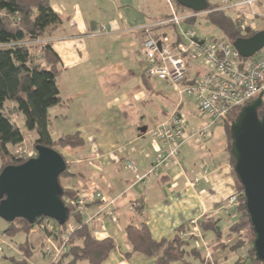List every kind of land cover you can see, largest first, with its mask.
Masks as SVG:
<instances>
[{"label": "crops", "instance_id": "1", "mask_svg": "<svg viewBox=\"0 0 264 264\" xmlns=\"http://www.w3.org/2000/svg\"><path fill=\"white\" fill-rule=\"evenodd\" d=\"M50 1L61 23L50 27L51 35L42 41L49 42L62 69L57 79L61 103L48 111L50 133L53 139L73 133L83 139L77 148H55L68 165L60 185L73 191L76 198L99 192L105 199L114 200L113 206L105 207L102 199H96L82 213L97 241L111 239L115 245L102 264H154L153 259L141 254L126 258L130 247L124 229L129 223H144L152 238L159 241L171 239L180 227L192 229L203 221L215 223V232L206 230L204 237L193 238L189 246L203 254L201 264H226L230 256L235 257V264L242 252L234 253L230 250L233 246L228 248L223 242L237 216L223 212L221 207L239 188L221 128L213 126L205 141L187 139L177 163L159 168L141 182L134 181L135 174L146 175L154 158L167 151V146L151 135L155 127L174 113L183 115L188 131L200 129L209 121L192 97L179 96L166 83L145 76L146 62L140 51L144 29L158 27L151 28L150 34H164L174 43L178 42V31L191 29L202 40L204 33L194 28L210 27L200 17L202 13L181 11L172 2L173 10L182 18L175 25L163 24L171 17L166 0ZM238 2L228 0L227 5ZM227 11L235 17L239 9ZM252 11L256 15L248 16L246 26L264 30V1L255 4ZM100 25L109 30L100 32ZM203 71L199 65H191L189 82ZM56 126L62 128L60 134L54 130ZM127 163L133 165L135 173L126 168ZM195 178L197 182H193ZM136 203L141 213L133 207ZM216 234L223 237L220 243ZM203 245L211 260L206 259Z\"/></svg>", "mask_w": 264, "mask_h": 264}, {"label": "trees", "instance_id": "2", "mask_svg": "<svg viewBox=\"0 0 264 264\" xmlns=\"http://www.w3.org/2000/svg\"><path fill=\"white\" fill-rule=\"evenodd\" d=\"M171 1L177 8L191 12L180 7L173 0ZM202 14H204V21L210 27L218 30L222 35V41L229 45L239 38H250L260 31L247 26L242 28L241 22L231 16L227 10L222 9L219 3L208 1V7ZM191 19L192 17L186 21ZM60 23L59 15L52 8L50 0H0V172L7 166L19 165L29 159L17 156L16 151L22 147L24 137L21 129L12 120L10 114L13 111L22 116L24 129L35 135L34 149L36 145L52 149L77 148L83 145V139L78 133L61 135L56 139H53L50 133L48 111L61 103L57 79L62 69L56 52L49 42L42 40L51 35L50 27L58 26ZM249 59L240 56L238 58L241 62ZM7 104L11 106H7ZM225 123L223 122L224 132L226 131L229 136V128ZM226 151L232 175L238 184V193H242L241 186L233 172L234 159L230 154L229 137L226 141ZM67 174L68 165L66 171L59 176V183L60 179ZM62 199L69 209L67 222H72L75 228L68 234L67 251L61 253L54 264H102L115 250L113 241L111 239L103 241L95 239L89 225L84 222L82 214L76 211L71 203L77 199L73 191L62 188ZM137 213H141V208L137 209ZM236 216L237 219L229 227L226 238L233 237L247 228L246 233L250 236L252 245L253 233L245 214L242 194L239 196ZM44 221L51 220L41 218L36 223ZM67 222L63 226H59L55 222L61 229L60 236L65 233ZM32 226L25 220L17 219L9 223L8 228L3 232V235L8 237H13L16 234H25L26 237L23 243L16 245L18 258L10 259L13 264H28V258H31L33 251L27 243V231ZM198 228L201 236L204 237L203 232L206 230L215 232V223L203 221L199 223ZM187 230L185 227H180L171 239L156 241L144 223H140L138 226L129 223L126 225L124 233L130 252L125 256L130 259L135 254H141L153 259L154 264H187L188 258L204 262L200 250L197 248L188 249L190 241L183 238V234ZM43 232L48 234L46 230ZM215 238L216 241L221 239L219 234H216ZM54 239L61 240L60 237ZM241 245V242L232 244L233 247L230 250L239 251ZM19 254H21L20 257ZM245 256V264H261L255 259L251 249ZM235 264H240V258Z\"/></svg>", "mask_w": 264, "mask_h": 264}, {"label": "built area", "instance_id": "3", "mask_svg": "<svg viewBox=\"0 0 264 264\" xmlns=\"http://www.w3.org/2000/svg\"><path fill=\"white\" fill-rule=\"evenodd\" d=\"M171 9V17L164 23H173L179 25L182 18L173 10L171 0H166ZM264 0H239L238 3L228 6V0H220L219 5L224 10L239 9L235 19L239 20L242 28L246 27V20L250 15L252 18L256 15L252 7L258 2ZM245 8L251 9L249 13ZM195 15V14H194ZM198 15V14H197ZM158 27H146L144 30L145 38L141 46V54L146 62L145 76L154 78L157 81L169 85L179 96L192 97L198 110L209 118L208 123L197 130L188 131L187 123L183 115L174 113L170 118L155 127L151 135L162 141L167 146V151L157 155L146 175L139 176L135 174L134 181L141 182L150 174H156L161 167L170 166L178 162L181 156L182 144L190 138L205 141L210 137L211 128L218 123H231L238 111L247 103L256 99L262 94V109H264V47L249 60L239 61V55L233 49L232 45L224 43L216 37H204L202 40L195 35L191 29L178 33V42L174 43L166 36L154 37L150 33ZM109 27L100 25V32H107ZM203 42L200 44L199 42ZM160 46H157V43ZM191 65H199L203 68V73L193 81L188 80ZM35 155H30L29 158ZM126 168L135 173V168L131 163L126 164ZM202 174L206 170L202 167ZM195 178L193 182H197ZM190 184V183H189ZM242 193H232L229 195L221 209L223 212H230L236 215V209L239 206V196ZM96 199H102L105 207L113 206L114 200H107L99 192L94 193L91 197L85 196L77 198L72 205L76 211L84 213L88 203ZM105 207H102L101 211ZM134 208H139L140 204L136 203ZM111 221L114 216L108 213ZM40 231L46 230L51 238L60 237L59 245L54 240L48 238V247L44 249L43 254L53 256L51 264L57 260L61 253L67 251L68 235H62L60 227L54 221L38 222L32 226ZM66 227L70 232L73 231L70 222ZM196 232V233H195ZM243 230L239 232L241 235ZM3 234L0 233V240ZM197 227L192 231L189 230L183 234L186 241L193 238H200ZM231 240H226L224 244H230ZM207 260H211L205 245L202 246ZM244 256V255H243ZM240 257V264H245L246 256Z\"/></svg>", "mask_w": 264, "mask_h": 264}, {"label": "water", "instance_id": "4", "mask_svg": "<svg viewBox=\"0 0 264 264\" xmlns=\"http://www.w3.org/2000/svg\"><path fill=\"white\" fill-rule=\"evenodd\" d=\"M173 1L194 13H203L208 7L207 0ZM232 47L241 58L253 57L264 47V30L250 38L235 40ZM261 97L259 94L240 109L230 123L229 138L233 172L241 186L245 214L253 233L251 250L255 259L264 264V109ZM35 152L36 156L0 172V219L7 224L22 219L34 225L46 218L63 226L69 219V209L62 199L59 176L66 171L67 163L55 149L36 145Z\"/></svg>", "mask_w": 264, "mask_h": 264}, {"label": "rangeland", "instance_id": "5", "mask_svg": "<svg viewBox=\"0 0 264 264\" xmlns=\"http://www.w3.org/2000/svg\"><path fill=\"white\" fill-rule=\"evenodd\" d=\"M208 1L213 2L212 0H208ZM179 9L181 11H184L181 8H179ZM200 17L201 18L203 17L202 19H204V14H202ZM194 28L196 30H198L199 32L204 33L205 37H209V36L210 37H216V38H219L222 40V35L218 32V30H216L213 27H194ZM9 105L7 104V106H9ZM10 115L12 117V120L18 126V128L21 129V132L23 133V137H24L22 147L16 151L18 154L17 156L24 157V158H29L30 155L36 156V152H35V149L33 147V141L35 139V135L27 132L24 129L23 118L20 114H17L16 112L13 111ZM205 123H206V121H204L201 126H204ZM225 125L229 128L230 123L226 122ZM215 128H217V129L221 128V132H224V127H223L222 122L216 124ZM61 129H62L61 127H57V126H56V128H54V130H56L59 134L62 131ZM225 135H226V139H228L229 136H228V133L226 131H225ZM60 181H61V179H60ZM70 223H71L72 228L74 230L75 227H74L73 223L72 222H70ZM7 225L8 224H6L3 220L0 219V233L3 234V232L8 228ZM17 227H19V226H17ZM195 227H197L199 233H201L198 226H194L192 229H188L187 231H189V230L192 231ZM247 230L248 229L245 228V229H243V233L241 235L236 234L235 236L230 237L231 243L235 244L237 242H241L242 245L240 247V251L244 255L243 257H245V255H247V252L251 249L250 236L246 233ZM64 232L65 233H62L64 235H66V234L68 235L71 233L67 227L64 229ZM224 234H225V231L222 232V235H224ZM27 235H28L27 243L30 245L31 250L33 251L31 258H28V264H51V261H52V259H54V257L53 256H46L43 254L46 246L48 247V243H47L48 238H50L51 240H54V243L56 245H59V242H61V241H58V239H53L49 236V234H47L43 231H40V229H38V228H33V227L29 231H27ZM25 239H26L25 234H16L13 237H8V236L3 235L2 239L0 240V264H13L10 261V259L11 258H15V259L18 258V255H17L18 253L16 252L18 250H17L16 245L23 243L25 241ZM222 239H223V237H221V240ZM227 239L228 238H226V240ZM192 240H190V242ZM216 242H219V241H216ZM27 243H26V245H27ZM76 243H78V241H76ZM231 243L226 244L228 246V248L231 246ZM26 245H24V247H26ZM223 246H224V244H222V242H221L220 247L223 248ZM188 249H191V247ZM233 252L236 253V252H238V250L236 251V249H235ZM200 255H202L201 258L203 257L202 259H204V256L201 252H200ZM20 256H21V254H19V257ZM230 260L231 261H229L226 264H234L235 257L230 256ZM186 262H187V264H201V261L199 259L197 260V259H192V258H188L186 260ZM202 263H203V260H202Z\"/></svg>", "mask_w": 264, "mask_h": 264}]
</instances>
